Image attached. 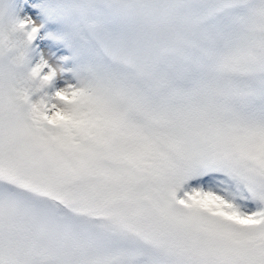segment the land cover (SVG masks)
<instances>
[{
  "label": "snow or ice",
  "instance_id": "6c2138e0",
  "mask_svg": "<svg viewBox=\"0 0 264 264\" xmlns=\"http://www.w3.org/2000/svg\"><path fill=\"white\" fill-rule=\"evenodd\" d=\"M0 264H264V0H0Z\"/></svg>",
  "mask_w": 264,
  "mask_h": 264
}]
</instances>
